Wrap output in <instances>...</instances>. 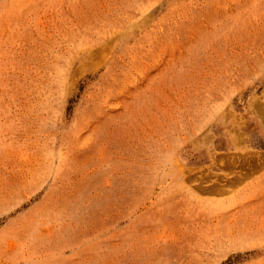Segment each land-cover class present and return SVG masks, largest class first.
<instances>
[{"label":"rangeland","instance_id":"374dc122","mask_svg":"<svg viewBox=\"0 0 264 264\" xmlns=\"http://www.w3.org/2000/svg\"><path fill=\"white\" fill-rule=\"evenodd\" d=\"M0 264H264V0H0Z\"/></svg>","mask_w":264,"mask_h":264}]
</instances>
